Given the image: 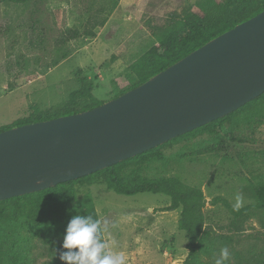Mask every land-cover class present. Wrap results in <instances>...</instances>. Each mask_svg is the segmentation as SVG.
<instances>
[{"label":"rangeland","instance_id":"374dc122","mask_svg":"<svg viewBox=\"0 0 264 264\" xmlns=\"http://www.w3.org/2000/svg\"><path fill=\"white\" fill-rule=\"evenodd\" d=\"M89 1L0 0V128L65 101L79 87V76L92 81L96 99L112 100L118 86L134 81L132 67L155 44L151 35L155 27L196 0H118L105 25L95 30V38L71 40L66 45L68 58L51 66L54 42L61 33L82 32ZM154 155L140 166L143 176H175L205 196L206 231L196 264H215L225 247L230 254L225 264H264L263 216H251L235 232L231 214L217 201L224 198L237 207L239 195V207L254 203L245 190L264 182V99ZM84 196L101 223L108 221L103 238L115 242L113 251L125 253L126 264H183L187 239L177 222L180 209L164 211L169 197L150 193L126 197L98 183L82 187L79 197ZM66 229L64 221L52 228L19 229L16 241L9 240L8 263L48 264L50 242L57 244V259L62 262L61 255L68 250L63 248ZM4 230L1 235L9 233Z\"/></svg>","mask_w":264,"mask_h":264},{"label":"water","instance_id":"95a60500","mask_svg":"<svg viewBox=\"0 0 264 264\" xmlns=\"http://www.w3.org/2000/svg\"><path fill=\"white\" fill-rule=\"evenodd\" d=\"M263 93L264 11L92 110L0 132V202L133 158Z\"/></svg>","mask_w":264,"mask_h":264},{"label":"trees","instance_id":"16d2710c","mask_svg":"<svg viewBox=\"0 0 264 264\" xmlns=\"http://www.w3.org/2000/svg\"><path fill=\"white\" fill-rule=\"evenodd\" d=\"M12 1L17 4H29L41 0ZM117 3L118 0H90L84 13L86 22L82 32L68 30L61 33V37L54 42L51 66H56L68 58L69 52L66 50V45L71 40L79 37L95 38V30L105 25L108 19L107 16L113 11ZM262 11H264V0H196L194 3L185 5L179 13H169L164 17V21L157 25L151 33L155 44L132 67L134 81L132 83L127 82L123 85L124 87L118 86L115 95L111 99L117 98L136 88L137 85L143 84L210 40ZM39 32L41 33V31ZM40 43L42 45L41 40L38 41V45ZM78 86L76 90L69 93L65 101L46 109L33 110L28 117L18 119L10 126L0 128V132L26 124L92 110L103 103V101H99L93 96L95 87L90 79L79 76ZM261 99H264V93L224 118L213 121L157 148L104 170L59 184L54 188L1 201L0 229L4 230L5 228L9 233L0 234V264H9L8 261L11 260L9 240L14 238L16 241L19 229L24 230L27 227L31 231L39 230L42 227L52 228L54 224H60L63 221L67 227L71 219L77 215L83 217L91 215L93 220L99 219L89 197H79L82 187L97 183L105 185L107 190L113 191L117 195L126 197L143 193L162 194L169 197L170 204L164 211L180 209V218L177 222L179 229L184 232L187 239L186 249L188 254L183 264H196L199 242L206 231L204 216L206 201L202 190L185 184L175 176L145 177L141 173L140 166L154 157V154L162 147L172 145L198 132L207 130ZM245 193L254 200V203L238 208L232 206L224 198H217V201L223 203L231 214L232 218L229 223L235 232H239L244 222L255 214H261L264 218V182L247 187ZM50 244L48 251L52 260L48 264H68L64 260L62 262L58 261V246L55 242H50ZM72 251L78 250L73 249Z\"/></svg>","mask_w":264,"mask_h":264},{"label":"clouds","instance_id":"9594fccd","mask_svg":"<svg viewBox=\"0 0 264 264\" xmlns=\"http://www.w3.org/2000/svg\"><path fill=\"white\" fill-rule=\"evenodd\" d=\"M236 200L238 208L241 197L237 195ZM108 230V221L102 224L99 219L93 220L91 215L75 216L67 226L63 243V248L69 251L63 253L61 259L68 264H126L125 253L112 250L115 242L104 240V233ZM73 249L78 251L74 252ZM229 256L228 248H222L215 264H225Z\"/></svg>","mask_w":264,"mask_h":264}]
</instances>
